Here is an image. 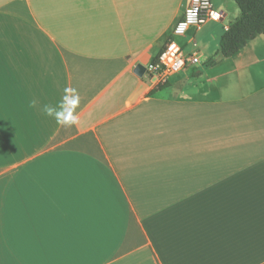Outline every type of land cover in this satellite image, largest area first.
Wrapping results in <instances>:
<instances>
[{"label":"crops","instance_id":"obj_1","mask_svg":"<svg viewBox=\"0 0 264 264\" xmlns=\"http://www.w3.org/2000/svg\"><path fill=\"white\" fill-rule=\"evenodd\" d=\"M211 2L149 94L185 0H0V264H264V33L219 57ZM65 88L72 127L40 111Z\"/></svg>","mask_w":264,"mask_h":264},{"label":"built area","instance_id":"obj_2","mask_svg":"<svg viewBox=\"0 0 264 264\" xmlns=\"http://www.w3.org/2000/svg\"><path fill=\"white\" fill-rule=\"evenodd\" d=\"M220 17L221 13L213 9L211 0H185L183 13L161 47L157 61L148 64L144 73L154 83H168L174 76L198 65V55L186 53L176 38L184 36L190 28L198 30L207 21L219 20Z\"/></svg>","mask_w":264,"mask_h":264},{"label":"trees","instance_id":"obj_3","mask_svg":"<svg viewBox=\"0 0 264 264\" xmlns=\"http://www.w3.org/2000/svg\"><path fill=\"white\" fill-rule=\"evenodd\" d=\"M238 7V16L230 23L219 39L217 55L228 57L236 53L249 40L264 33V0H233ZM160 52V51H159ZM159 53L151 60L157 61ZM216 62L214 58L205 61L209 66ZM167 83H159L148 93L152 94L157 89L166 86Z\"/></svg>","mask_w":264,"mask_h":264},{"label":"clouds","instance_id":"obj_4","mask_svg":"<svg viewBox=\"0 0 264 264\" xmlns=\"http://www.w3.org/2000/svg\"><path fill=\"white\" fill-rule=\"evenodd\" d=\"M64 92L65 94L56 105L43 104L40 106V111L43 115L54 119L58 125L72 127L80 122L77 112L80 97L74 88H65ZM37 104V100L33 99L29 102V107H37Z\"/></svg>","mask_w":264,"mask_h":264},{"label":"water","instance_id":"obj_5","mask_svg":"<svg viewBox=\"0 0 264 264\" xmlns=\"http://www.w3.org/2000/svg\"><path fill=\"white\" fill-rule=\"evenodd\" d=\"M146 67L140 63L136 64L134 67V73L138 76H142L145 72Z\"/></svg>","mask_w":264,"mask_h":264},{"label":"rangeland","instance_id":"obj_6","mask_svg":"<svg viewBox=\"0 0 264 264\" xmlns=\"http://www.w3.org/2000/svg\"><path fill=\"white\" fill-rule=\"evenodd\" d=\"M201 36H199V38H200ZM197 40H198V38H197Z\"/></svg>","mask_w":264,"mask_h":264}]
</instances>
